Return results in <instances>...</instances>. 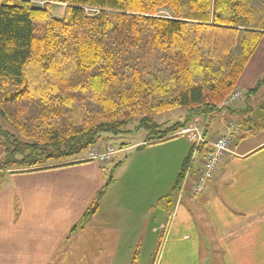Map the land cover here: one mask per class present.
Here are the masks:
<instances>
[{"label": "trees", "instance_id": "16d2710c", "mask_svg": "<svg viewBox=\"0 0 264 264\" xmlns=\"http://www.w3.org/2000/svg\"><path fill=\"white\" fill-rule=\"evenodd\" d=\"M54 5L66 6L62 18ZM263 37L264 0H0V116L17 132L0 130V171L87 163L78 157L133 124L158 144L197 118L214 122ZM263 86L264 76L247 99ZM178 109L184 122H156ZM190 161L160 204L170 206Z\"/></svg>", "mask_w": 264, "mask_h": 264}, {"label": "crops", "instance_id": "0c3cea01", "mask_svg": "<svg viewBox=\"0 0 264 264\" xmlns=\"http://www.w3.org/2000/svg\"><path fill=\"white\" fill-rule=\"evenodd\" d=\"M263 76L264 37L236 91L247 93ZM258 96L222 111L216 120L223 131L218 136L232 138V153L199 197L190 186L210 147L204 145L193 159V145L179 132L162 143L145 140L117 149L141 153L115 168L98 211L76 230L108 183L111 163L5 174L0 264H204V250L209 251L208 264L214 252L222 264H264V130L242 139L260 126L251 108L258 105ZM209 132L207 143L216 139ZM111 139L89 151L114 146ZM190 156L188 185H179L169 207L160 204Z\"/></svg>", "mask_w": 264, "mask_h": 264}, {"label": "rangeland", "instance_id": "374dc122", "mask_svg": "<svg viewBox=\"0 0 264 264\" xmlns=\"http://www.w3.org/2000/svg\"><path fill=\"white\" fill-rule=\"evenodd\" d=\"M40 6H44V4H40ZM65 8H66V6H63V5H54L51 11L55 17L62 18L64 16V13H65ZM87 13L89 15H95L96 13H98V11L94 10V9H88ZM163 14H166V13H163ZM258 93H259V96L257 97V102H256L258 105L257 106L252 105L251 108H252V111H253L255 117L258 118V124L262 125V124H264V90H259ZM246 99H247V97H245V100ZM225 101L219 106V108H221L222 111L228 110L224 105ZM230 109H235V108H230ZM186 116H187V112L185 109H178V110L170 112V113L160 114L155 118V120L159 125H164L167 128V127H170V126L175 125L177 123L184 122ZM219 117L220 116H218L217 119H221ZM217 119H215L214 122L209 123V122H207L208 120H206V119L204 120L203 118H197L188 127H191V126L197 124L199 126L200 130L204 134H206L207 136H208L207 131L209 128V131H210L209 134L212 137H215L217 139V138L222 137V136H218V135L223 132V131H221V129L218 128L219 122L217 124H215ZM225 122H229V120L225 119ZM136 127H137V124H133L128 128L126 133L111 139L112 143L114 144V146L116 148V151H117V149L120 150L122 147L127 148L128 146H130L132 144L146 140V136H147L146 132L143 130H137ZM0 130L3 131L4 133H8L9 135H17V132L1 116H0ZM206 135H205V137H206ZM0 139L2 140V142H5L7 140L6 136H3L2 134H0ZM0 149H2V148L0 147ZM89 152H90L89 150L84 152L78 158L84 159V158L88 157ZM93 152H95V151H93ZM139 153H141V151H139V149L138 150L136 149V151L134 153L133 152H131V153L130 152H128V153L120 152L117 155H115L113 158V161L111 162L112 165L109 166V168L107 169L109 181L112 178H114V176L116 174L114 172V170L117 166H119L125 159H126V161L129 159L131 160L132 157H135ZM16 159L20 160V159H22V156L17 155ZM5 161H6V155L3 153L2 156H0V166H2ZM52 162L50 161L46 164H51ZM8 173L11 174L12 172L11 171H6V172L0 171V188L2 186V182H1L2 178L4 177L5 174H8ZM120 176L121 175H119V177ZM115 179H116V177H115ZM177 180H179V176H178ZM180 184H182V181ZM212 253L213 252H211V254ZM208 255H209V251L204 250V264L209 263V256ZM215 255H216V253L214 252L213 256L210 257V264H222L220 262V260Z\"/></svg>", "mask_w": 264, "mask_h": 264}, {"label": "built area", "instance_id": "2783aa9c", "mask_svg": "<svg viewBox=\"0 0 264 264\" xmlns=\"http://www.w3.org/2000/svg\"><path fill=\"white\" fill-rule=\"evenodd\" d=\"M245 97L246 93L243 91H236L227 98L224 105L227 109L237 108V105L244 101ZM178 135L187 138L193 145V159L204 145H209L210 147L205 157L202 159L201 169L197 179L190 186L191 194L195 197H199L207 192L208 184L215 178L224 157L232 153V138L231 136H224L217 138L213 142L207 143L205 134L200 130L197 124L191 127H185L179 131ZM117 153L118 151H116V148L110 145L102 152H89L85 160L94 161L102 166H106L113 161ZM188 181L189 176L186 172L182 181V189L188 185Z\"/></svg>", "mask_w": 264, "mask_h": 264}]
</instances>
